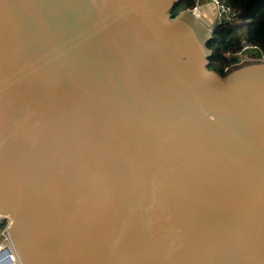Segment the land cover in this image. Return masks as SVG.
<instances>
[{"label": "water", "instance_id": "obj_1", "mask_svg": "<svg viewBox=\"0 0 264 264\" xmlns=\"http://www.w3.org/2000/svg\"><path fill=\"white\" fill-rule=\"evenodd\" d=\"M179 1L0 0L19 264H264V60L210 69Z\"/></svg>", "mask_w": 264, "mask_h": 264}, {"label": "trees", "instance_id": "obj_2", "mask_svg": "<svg viewBox=\"0 0 264 264\" xmlns=\"http://www.w3.org/2000/svg\"><path fill=\"white\" fill-rule=\"evenodd\" d=\"M220 1L238 11L234 21L216 26L207 42V46L212 49L209 68L224 76L230 64L228 54L239 49L241 40L257 44L264 54V0ZM193 5L194 0H180L173 7L172 16L191 9Z\"/></svg>", "mask_w": 264, "mask_h": 264}, {"label": "built area", "instance_id": "obj_3", "mask_svg": "<svg viewBox=\"0 0 264 264\" xmlns=\"http://www.w3.org/2000/svg\"><path fill=\"white\" fill-rule=\"evenodd\" d=\"M211 2L216 7L215 24L216 26L230 23L236 18L238 11L229 4L223 3L220 0H194V5L190 10L196 8L202 3ZM212 37V36H211ZM230 64L226 68L228 70L234 65L242 64L248 61L264 60V54L261 48L252 42L241 40L238 50L228 54ZM10 219L6 216H0V264H19L8 226Z\"/></svg>", "mask_w": 264, "mask_h": 264}]
</instances>
